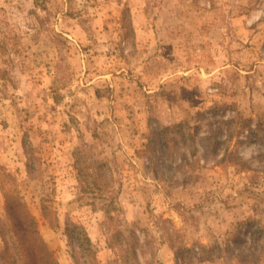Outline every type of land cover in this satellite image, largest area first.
Instances as JSON below:
<instances>
[{
	"label": "rangeland",
	"instance_id": "rangeland-1",
	"mask_svg": "<svg viewBox=\"0 0 264 264\" xmlns=\"http://www.w3.org/2000/svg\"><path fill=\"white\" fill-rule=\"evenodd\" d=\"M13 204L59 264H264V0H0Z\"/></svg>",
	"mask_w": 264,
	"mask_h": 264
},
{
	"label": "trees",
	"instance_id": "trees-1",
	"mask_svg": "<svg viewBox=\"0 0 264 264\" xmlns=\"http://www.w3.org/2000/svg\"><path fill=\"white\" fill-rule=\"evenodd\" d=\"M197 116L201 119L203 113ZM188 121L190 122V120ZM168 129H170V126H165L162 128V131L164 132ZM190 133L193 136L194 133L192 131ZM167 145L168 143L162 138L153 136L145 145L144 152L149 153L154 150L158 151L159 155H162V152L166 155ZM150 158L151 161L154 160V156H150ZM167 159L168 157L162 163L165 164L168 161ZM101 162L106 163V161ZM170 163L173 165L172 162ZM157 165L158 162L155 168ZM92 185L99 189L102 186L100 181H94ZM15 208H17V204H13L9 210L11 211L9 212L10 227L0 224V236L3 242L2 247H0V264H59L54 251L49 247L40 233L37 219L30 212H12ZM262 233L264 232L260 229L251 230L253 242L249 243L248 248H253L257 253L264 251V242L258 243V238H262ZM78 238L80 244L84 247V239L81 240L79 235ZM238 239H236L237 243L240 242V239L239 241Z\"/></svg>",
	"mask_w": 264,
	"mask_h": 264
}]
</instances>
